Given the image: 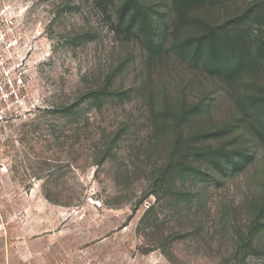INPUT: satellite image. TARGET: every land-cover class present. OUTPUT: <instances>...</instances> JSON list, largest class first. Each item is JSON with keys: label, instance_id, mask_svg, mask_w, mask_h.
I'll return each instance as SVG.
<instances>
[{"label": "rangeland", "instance_id": "1", "mask_svg": "<svg viewBox=\"0 0 264 264\" xmlns=\"http://www.w3.org/2000/svg\"><path fill=\"white\" fill-rule=\"evenodd\" d=\"M104 1L0 0L26 70V107L0 113V264H264V108L233 102L264 97V66L231 89L148 64ZM140 1L168 44L196 17L264 46V0Z\"/></svg>", "mask_w": 264, "mask_h": 264}, {"label": "trees", "instance_id": "2", "mask_svg": "<svg viewBox=\"0 0 264 264\" xmlns=\"http://www.w3.org/2000/svg\"><path fill=\"white\" fill-rule=\"evenodd\" d=\"M206 1L170 0L173 11L178 17L183 16L193 7L202 6ZM109 2L113 5L115 0H105L100 4L107 8ZM249 14L251 15V11L242 17H237L239 19L236 18L233 22L239 20L243 23L249 19ZM147 16L148 7L140 0H123L117 7L120 25L134 35L148 64L161 60L163 57L174 58L191 65L211 78L221 79L230 85L231 89L249 66H264V46L253 47L248 36L239 28V24L231 31L226 26L224 28L215 27L200 18L193 17L195 28L198 30L197 34L188 39L174 40L168 44L162 28L159 27L155 31ZM162 20L161 15L160 22ZM105 94L111 96L114 93ZM233 102L242 114L247 113L251 108L256 112L264 108V97L255 94H245L241 100H233ZM253 120L255 122L252 127H255V135L264 140V116L256 114Z\"/></svg>", "mask_w": 264, "mask_h": 264}, {"label": "built area", "instance_id": "3", "mask_svg": "<svg viewBox=\"0 0 264 264\" xmlns=\"http://www.w3.org/2000/svg\"><path fill=\"white\" fill-rule=\"evenodd\" d=\"M21 34L15 12L8 4L0 5V113L6 108L15 112L26 107V70L24 58L17 52L22 49ZM5 111V113H6ZM5 115V114H4Z\"/></svg>", "mask_w": 264, "mask_h": 264}]
</instances>
